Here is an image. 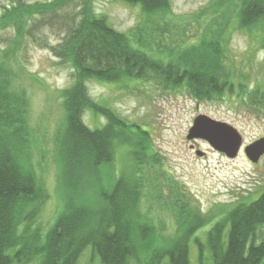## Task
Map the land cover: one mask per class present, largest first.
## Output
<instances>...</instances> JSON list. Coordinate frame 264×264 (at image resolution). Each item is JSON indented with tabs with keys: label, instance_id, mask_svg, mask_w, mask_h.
<instances>
[{
	"label": "rangeland",
	"instance_id": "374dc122",
	"mask_svg": "<svg viewBox=\"0 0 264 264\" xmlns=\"http://www.w3.org/2000/svg\"><path fill=\"white\" fill-rule=\"evenodd\" d=\"M245 1L168 0L167 8L146 13L140 4L124 0H0V73L11 93L25 97L24 123L17 124V148L22 163L32 169L37 189L34 198L21 204L17 239L9 250L19 253V264H40L39 249L65 210L59 136L67 110L62 92L72 88L79 76L72 59L58 52L86 12L105 18L110 27L132 37L135 48L165 64L174 63L193 46L202 47L199 51L206 58L211 45L222 57L223 73L230 75L235 86L246 87L247 91L235 87L200 98L185 81L165 86L152 79H82L84 99L105 106L134 130L120 135L126 145L119 147L117 142L116 158L104 166L100 187L103 184L110 191L123 172L126 175L137 168L131 176L139 184L133 234L141 260L188 235L191 264H212L208 232L215 225L229 224L228 213L234 207L264 194V156L253 163L244 152L245 146L264 136V107L251 93L257 86L264 92L260 46L264 30L240 25ZM18 6L43 10L6 23L5 16ZM199 115L238 130L242 147L237 157L216 151L203 139H188ZM81 118L91 129L108 124L107 118L90 108L83 107ZM126 177L128 186L130 175ZM93 187L75 199L91 207L98 205L99 186ZM189 221L196 223L187 232ZM78 264L102 263L88 246L81 251Z\"/></svg>",
	"mask_w": 264,
	"mask_h": 264
},
{
	"label": "trees",
	"instance_id": "16d2710c",
	"mask_svg": "<svg viewBox=\"0 0 264 264\" xmlns=\"http://www.w3.org/2000/svg\"><path fill=\"white\" fill-rule=\"evenodd\" d=\"M124 1L140 4L146 13L168 7V0ZM42 10L18 6L5 16L8 18L6 23L19 22L27 13L30 16ZM239 17L241 26L264 30V0H246ZM73 29L58 52L72 59L79 76L72 88L62 92L67 114L59 141L66 203L64 212L39 249L40 264H78L81 251L88 246L93 248L102 264H191L188 235L166 250L153 252L148 260H141L133 234L139 184L132 181L131 176L137 168H132L126 175L123 172L113 181L110 191L103 184L100 187L104 166L116 158V144L119 143V147L126 145L120 135L126 130H134L118 121L105 106L84 99L82 79L92 77L107 82L152 79L165 86L180 85L185 81L200 98L218 96L223 90L230 91L235 87L247 91L246 87L235 86L230 75L223 73L222 57L211 50V45L208 46L211 55L206 53V58L199 51L202 47L193 46L174 63L165 64L135 48L132 37L110 27L103 17L95 18L86 12L85 19ZM260 46L264 50V37ZM260 92L259 86L255 87L251 91L252 98L264 107V92ZM24 98L22 94L11 93L0 73V264L20 263L19 253H9L17 239V217L24 199H32L37 194L32 169L22 163L17 148L20 134L17 124L24 123ZM83 107L107 118L108 124L102 129L86 126L81 118ZM128 175L130 184L127 186ZM94 185L99 186L101 204L91 207L84 200L75 199L83 191L93 190ZM228 220L229 224L215 225L207 234L212 264H262L264 194L249 204L234 207L228 213ZM195 223L189 221L186 231L190 232ZM196 242L201 248L199 238Z\"/></svg>",
	"mask_w": 264,
	"mask_h": 264
},
{
	"label": "water",
	"instance_id": "95a60500",
	"mask_svg": "<svg viewBox=\"0 0 264 264\" xmlns=\"http://www.w3.org/2000/svg\"><path fill=\"white\" fill-rule=\"evenodd\" d=\"M188 139H203L215 150L230 158L237 157L242 147V136L235 127L206 115H199L195 118L189 130ZM244 152L251 162H259L264 156V136L245 146Z\"/></svg>",
	"mask_w": 264,
	"mask_h": 264
},
{
	"label": "flooded vegetation",
	"instance_id": "af4514ba",
	"mask_svg": "<svg viewBox=\"0 0 264 264\" xmlns=\"http://www.w3.org/2000/svg\"><path fill=\"white\" fill-rule=\"evenodd\" d=\"M195 145H196V146H195ZM195 145H192V146H193V147L195 146V151L198 153V150L196 149L197 144H195ZM203 156H205V154H204Z\"/></svg>",
	"mask_w": 264,
	"mask_h": 264
}]
</instances>
